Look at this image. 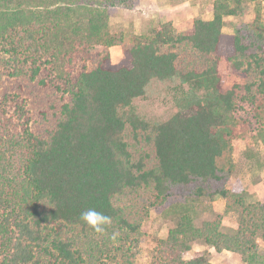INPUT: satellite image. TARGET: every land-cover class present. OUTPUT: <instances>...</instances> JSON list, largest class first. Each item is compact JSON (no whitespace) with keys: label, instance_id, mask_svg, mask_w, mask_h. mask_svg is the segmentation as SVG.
I'll return each mask as SVG.
<instances>
[{"label":"trees","instance_id":"trees-1","mask_svg":"<svg viewBox=\"0 0 264 264\" xmlns=\"http://www.w3.org/2000/svg\"><path fill=\"white\" fill-rule=\"evenodd\" d=\"M249 1L212 0L210 19L137 34L110 24L134 0H0V264H134L162 206L172 220L150 264H214L185 258L196 242L264 263V203L240 179L228 187L234 141L264 144L262 0L223 38ZM113 46L128 64L111 62ZM174 78L189 86L179 110L141 118L132 101ZM217 196L235 228L221 213L197 223ZM88 209L111 217L104 234L81 220Z\"/></svg>","mask_w":264,"mask_h":264},{"label":"rangeland","instance_id":"rangeland-1","mask_svg":"<svg viewBox=\"0 0 264 264\" xmlns=\"http://www.w3.org/2000/svg\"><path fill=\"white\" fill-rule=\"evenodd\" d=\"M258 0L247 2L245 13L240 17H227L223 28V38L234 33L242 22L254 19ZM212 0H134L133 7L115 6L110 8V24L114 32L130 31L137 34L148 32L160 22H172L177 31L192 26L195 19H210L212 17ZM262 15L264 19V0H262ZM222 52L226 48L222 47ZM110 60L121 66L129 63V56L120 46L110 49ZM189 89L188 84L180 79H152L146 87L145 94L135 98L132 106L143 119L162 122L174 115L179 108L176 98ZM233 158L235 172L229 180L228 187H232L236 179H240L248 191V201H262L264 203V144L254 141L251 137L239 138L234 141ZM203 211L197 223L204 219H212L217 213L224 214V228L232 229L237 226L236 214H225V200L215 197ZM165 207L151 210L149 218L143 223V237L139 244L138 256L134 264H150L151 252L160 238L166 237L171 218L164 215ZM208 252L214 264H245L240 255L230 252H216L214 248L196 242L192 249L185 254V258H192L202 252ZM260 252L264 259V241H260ZM261 264H264L263 262Z\"/></svg>","mask_w":264,"mask_h":264},{"label":"clouds","instance_id":"clouds-1","mask_svg":"<svg viewBox=\"0 0 264 264\" xmlns=\"http://www.w3.org/2000/svg\"><path fill=\"white\" fill-rule=\"evenodd\" d=\"M81 220H83L89 227H91L95 233L104 234L106 226L111 225V217L97 212L95 209H88L81 213ZM113 240H115V234H113Z\"/></svg>","mask_w":264,"mask_h":264}]
</instances>
